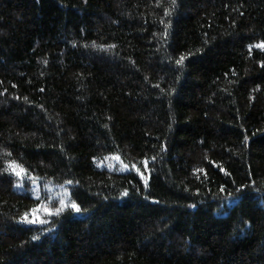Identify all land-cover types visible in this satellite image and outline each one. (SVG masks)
I'll list each match as a JSON object with an SVG mask.
<instances>
[{
    "label": "trees",
    "instance_id": "1",
    "mask_svg": "<svg viewBox=\"0 0 264 264\" xmlns=\"http://www.w3.org/2000/svg\"><path fill=\"white\" fill-rule=\"evenodd\" d=\"M170 7L0 0V264H264V0Z\"/></svg>",
    "mask_w": 264,
    "mask_h": 264
},
{
    "label": "snow or ice",
    "instance_id": "2",
    "mask_svg": "<svg viewBox=\"0 0 264 264\" xmlns=\"http://www.w3.org/2000/svg\"><path fill=\"white\" fill-rule=\"evenodd\" d=\"M175 5H176V0H171V7L166 10L165 14L166 15H171V12L172 10L175 8ZM163 23V20L161 21ZM167 27L168 25L165 26V32H164V35L166 36L167 35ZM257 48H261V49H264V42H261L260 44L256 45ZM186 59L185 56H180L179 59L176 60V63L178 65H182L184 60ZM8 155H11L10 153ZM117 160L120 159L119 156H116L115 157ZM153 159H155L153 157ZM143 165L145 168H147V165H148V160L145 159L143 162ZM124 167L127 169L128 166L127 165H124ZM132 168L135 169L138 173L140 172V169L137 168L135 165H132ZM5 171H10L12 174H14L15 176L21 178V180L24 178L25 174L27 173V169L23 168V166L17 164L15 161H11L8 163ZM197 171H200V170H197ZM141 175H143L141 173ZM33 183H35V178L34 177H29ZM68 184H71L72 181H67ZM17 187H20L21 185L18 183L16 185ZM145 186H147V179H145ZM246 187V186H244ZM223 191V189H221ZM122 195L124 196H127L128 195V192L125 191L122 193ZM39 199V198H38ZM67 207H71L74 211L76 212H80L81 211V208L78 204H76L75 202H72L70 205L69 204H66L64 201H61V207L60 208H57L55 210H50L49 208H47L45 205L43 204H40L37 206V208H33L31 209V214H32V219L29 220V213H25L24 216L21 217V221L22 222H28V223H46L45 220L43 219H38L37 216H36V213L38 212V210L42 209L45 213L51 215V214H55V215H59L61 210L63 208H67ZM38 237H33V239H37Z\"/></svg>",
    "mask_w": 264,
    "mask_h": 264
},
{
    "label": "rangeland",
    "instance_id": "3",
    "mask_svg": "<svg viewBox=\"0 0 264 264\" xmlns=\"http://www.w3.org/2000/svg\"><path fill=\"white\" fill-rule=\"evenodd\" d=\"M107 163L112 166H114L115 164L118 165V160L110 159L107 161ZM121 168H125L124 165H122ZM127 169H130V167L128 166ZM22 182L23 184L26 183L23 180ZM29 188L33 190L36 196H43V195L48 196V198L42 201V203H44L45 206L49 209L51 208V205H53V202H54V206H58L56 201H53L55 198H57L60 201V203L61 201H64L66 204H69V205L72 202H74L71 198L70 187L66 185L54 184L52 182L45 181V180H35V183L33 182L30 183ZM41 212H42V215H44L43 213L44 211H41ZM36 216L38 219L42 218L40 214H36Z\"/></svg>",
    "mask_w": 264,
    "mask_h": 264
}]
</instances>
